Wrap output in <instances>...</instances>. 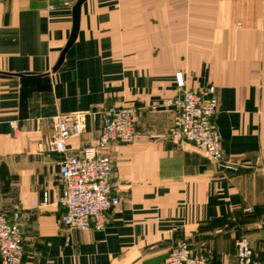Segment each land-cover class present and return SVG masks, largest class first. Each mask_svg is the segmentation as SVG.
<instances>
[{
  "label": "crops",
  "instance_id": "crops-1",
  "mask_svg": "<svg viewBox=\"0 0 264 264\" xmlns=\"http://www.w3.org/2000/svg\"><path fill=\"white\" fill-rule=\"evenodd\" d=\"M74 2L0 0V211H20L19 264H165L182 241L210 264H236L242 236L264 262V0H86L52 71ZM176 72L185 88L214 85L233 168L168 136ZM20 74H44L50 86L26 99V117ZM119 105L137 110L132 142L104 149L119 202L102 229L69 230L53 199L54 118L85 115L84 130L66 140L76 153L95 143L101 111Z\"/></svg>",
  "mask_w": 264,
  "mask_h": 264
},
{
  "label": "built area",
  "instance_id": "built-area-1",
  "mask_svg": "<svg viewBox=\"0 0 264 264\" xmlns=\"http://www.w3.org/2000/svg\"><path fill=\"white\" fill-rule=\"evenodd\" d=\"M175 82L180 92L166 103L173 110L168 136L188 141L195 150L220 166L233 168L223 154L215 124L218 102L214 85L208 84L196 90L185 88L181 72L175 73ZM136 122L135 107H106L101 111V126L95 143L71 153L66 149V140L84 130L85 115L79 113L67 118H54L49 144L61 156V186L53 199L63 208L60 221L69 230L102 229L105 226L107 212L118 204L119 198L112 192V164L104 149L110 142H132L136 135ZM48 198V193L44 192L41 203H46ZM22 227L19 210L0 211V264H19L24 251ZM235 247L236 264H264L246 237L237 238ZM165 264L210 262L204 253L194 251L186 241H182L169 250Z\"/></svg>",
  "mask_w": 264,
  "mask_h": 264
},
{
  "label": "water",
  "instance_id": "water-1",
  "mask_svg": "<svg viewBox=\"0 0 264 264\" xmlns=\"http://www.w3.org/2000/svg\"><path fill=\"white\" fill-rule=\"evenodd\" d=\"M86 0H75L72 5V27L69 34V37L62 48L59 57L52 67V71H56L61 65L65 53L73 44L78 27H79V19H80V9L82 3ZM20 108L23 112L24 117H26V99L31 95L34 91H43L48 90L50 88L48 79L44 74H20Z\"/></svg>",
  "mask_w": 264,
  "mask_h": 264
},
{
  "label": "rangeland",
  "instance_id": "rangeland-1",
  "mask_svg": "<svg viewBox=\"0 0 264 264\" xmlns=\"http://www.w3.org/2000/svg\"><path fill=\"white\" fill-rule=\"evenodd\" d=\"M209 258V256H207ZM258 259L260 258L258 255H257ZM261 259V258H260Z\"/></svg>",
  "mask_w": 264,
  "mask_h": 264
},
{
  "label": "trees",
  "instance_id": "trees-1",
  "mask_svg": "<svg viewBox=\"0 0 264 264\" xmlns=\"http://www.w3.org/2000/svg\"><path fill=\"white\" fill-rule=\"evenodd\" d=\"M208 260H209V258H208Z\"/></svg>",
  "mask_w": 264,
  "mask_h": 264
}]
</instances>
